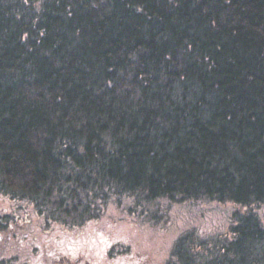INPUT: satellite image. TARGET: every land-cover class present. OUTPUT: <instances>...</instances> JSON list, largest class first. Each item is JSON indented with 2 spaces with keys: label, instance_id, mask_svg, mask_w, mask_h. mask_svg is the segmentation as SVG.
I'll list each match as a JSON object with an SVG mask.
<instances>
[{
  "label": "trees",
  "instance_id": "1",
  "mask_svg": "<svg viewBox=\"0 0 264 264\" xmlns=\"http://www.w3.org/2000/svg\"><path fill=\"white\" fill-rule=\"evenodd\" d=\"M111 197L238 204L166 264H264V0H0V236Z\"/></svg>",
  "mask_w": 264,
  "mask_h": 264
},
{
  "label": "rangeland",
  "instance_id": "2",
  "mask_svg": "<svg viewBox=\"0 0 264 264\" xmlns=\"http://www.w3.org/2000/svg\"><path fill=\"white\" fill-rule=\"evenodd\" d=\"M25 208V204L14 207L0 199L2 215L14 213L23 220L27 214ZM244 210L234 203L156 201L148 204L132 197H111L102 209L100 219L78 230L42 227L41 219L31 222L33 226L21 229L22 233H18L15 226L17 234L13 235L22 237L18 241L15 239L13 255H18L15 264H38L34 260L39 257L36 250L45 246L40 264H47L52 261L47 254L61 252L64 245L67 250V246H72L75 251L86 252L94 264H166L183 233L195 231L203 239L227 234L233 224V214ZM256 211L264 222V206L256 208ZM31 242L34 245L33 257L27 249ZM84 258L83 255L85 264Z\"/></svg>",
  "mask_w": 264,
  "mask_h": 264
},
{
  "label": "flooded vegetation",
  "instance_id": "3",
  "mask_svg": "<svg viewBox=\"0 0 264 264\" xmlns=\"http://www.w3.org/2000/svg\"><path fill=\"white\" fill-rule=\"evenodd\" d=\"M2 216L3 215L0 214V218H2ZM15 239L18 241L17 236H13V237L9 235L0 236V264H15L16 259H18L17 253L13 255L14 245L16 243ZM41 247H38L36 250L37 252H39V257L34 258V260H37L38 264H40L43 258V248L45 246H41ZM67 247H69L68 250L63 245L62 251L57 254L48 253L47 257L52 261H48L47 264H84L82 262L83 255L85 256L84 258L85 264H94L86 252L75 251L72 246H67ZM27 249L30 256L33 257L34 256L33 242L28 243ZM26 264H29V262H26Z\"/></svg>",
  "mask_w": 264,
  "mask_h": 264
}]
</instances>
